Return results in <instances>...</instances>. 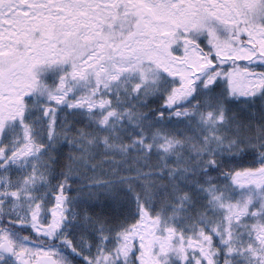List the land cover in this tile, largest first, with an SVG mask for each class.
<instances>
[{
	"label": "snow or ice",
	"instance_id": "snow-or-ice-1",
	"mask_svg": "<svg viewBox=\"0 0 264 264\" xmlns=\"http://www.w3.org/2000/svg\"><path fill=\"white\" fill-rule=\"evenodd\" d=\"M0 264H264V0H0Z\"/></svg>",
	"mask_w": 264,
	"mask_h": 264
}]
</instances>
